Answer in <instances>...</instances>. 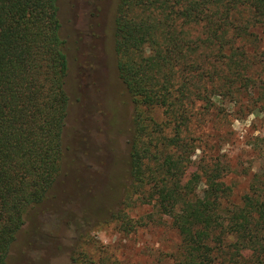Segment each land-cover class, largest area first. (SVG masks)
I'll return each mask as SVG.
<instances>
[{"label":"trees","instance_id":"trees-1","mask_svg":"<svg viewBox=\"0 0 264 264\" xmlns=\"http://www.w3.org/2000/svg\"><path fill=\"white\" fill-rule=\"evenodd\" d=\"M58 3L0 0V264L61 172L69 63ZM114 26L116 69L134 107L127 197L170 217L172 264H264V137L235 202L208 131L223 100L264 103V0H118ZM197 149L204 156L188 183ZM69 264L117 263L78 249Z\"/></svg>","mask_w":264,"mask_h":264},{"label":"rangeland","instance_id":"rangeland-1","mask_svg":"<svg viewBox=\"0 0 264 264\" xmlns=\"http://www.w3.org/2000/svg\"><path fill=\"white\" fill-rule=\"evenodd\" d=\"M117 2L59 0L69 63L61 172L53 195L28 209L6 264H69L78 249L117 264H172L177 257L179 234L170 217L136 195L127 197L134 107L116 69ZM248 99L223 100L222 118L210 117L208 124L212 154L229 165L223 179L235 202L258 170L253 147L264 137V103ZM152 114L163 118L161 108ZM203 156L194 152L185 182L195 180Z\"/></svg>","mask_w":264,"mask_h":264}]
</instances>
